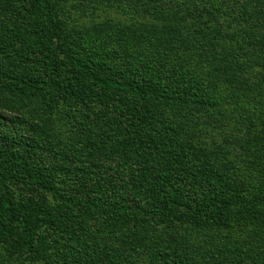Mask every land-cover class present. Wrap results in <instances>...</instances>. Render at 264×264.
Wrapping results in <instances>:
<instances>
[{"label": "trees", "instance_id": "1", "mask_svg": "<svg viewBox=\"0 0 264 264\" xmlns=\"http://www.w3.org/2000/svg\"><path fill=\"white\" fill-rule=\"evenodd\" d=\"M62 2L0 0V264H264V0Z\"/></svg>", "mask_w": 264, "mask_h": 264}, {"label": "rangeland", "instance_id": "2", "mask_svg": "<svg viewBox=\"0 0 264 264\" xmlns=\"http://www.w3.org/2000/svg\"><path fill=\"white\" fill-rule=\"evenodd\" d=\"M74 2H76V0H73ZM64 9L63 11L66 13V20H67V24L68 27L70 29L73 28H82V27H90L91 22L95 23H102L105 22L107 19V17H110V19L112 21H116V19H121V20H127L126 15L123 12H118L116 10H113L114 12H112L111 14L107 12V9L105 8H98V10H93L92 8H89V12H80L77 11L76 9L73 8V10H71L72 8V3L71 2H65V0H63L62 2ZM119 10V9H117ZM120 11V10H119ZM107 13V14H105ZM86 29V28H83Z\"/></svg>", "mask_w": 264, "mask_h": 264}]
</instances>
